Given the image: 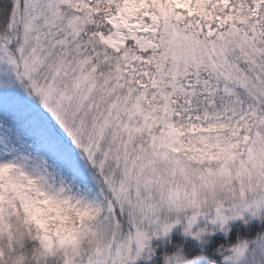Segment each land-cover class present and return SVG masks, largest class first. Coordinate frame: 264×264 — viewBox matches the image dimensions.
Masks as SVG:
<instances>
[{
    "label": "snow or ice",
    "instance_id": "obj_1",
    "mask_svg": "<svg viewBox=\"0 0 264 264\" xmlns=\"http://www.w3.org/2000/svg\"><path fill=\"white\" fill-rule=\"evenodd\" d=\"M140 261L264 264V0H0V264Z\"/></svg>",
    "mask_w": 264,
    "mask_h": 264
},
{
    "label": "rangeland",
    "instance_id": "obj_2",
    "mask_svg": "<svg viewBox=\"0 0 264 264\" xmlns=\"http://www.w3.org/2000/svg\"><path fill=\"white\" fill-rule=\"evenodd\" d=\"M236 227H239V225H233L232 229H235ZM220 238L225 239L224 236H223V234L218 233V234L213 238V239H214V243H217V239H220ZM172 239H173L174 242H180V240H181L182 238L179 237V236H177V235H175V234H173ZM138 264H144V262H143V261H140V262H138Z\"/></svg>",
    "mask_w": 264,
    "mask_h": 264
},
{
    "label": "trees",
    "instance_id": "obj_3",
    "mask_svg": "<svg viewBox=\"0 0 264 264\" xmlns=\"http://www.w3.org/2000/svg\"><path fill=\"white\" fill-rule=\"evenodd\" d=\"M237 231H240L241 234H244V230H243V227L242 226H239V227H236L235 229H232L231 232H230V237L229 238H234L235 237V234ZM226 243L227 241L223 238H220V239H217V243ZM167 245H165L166 247Z\"/></svg>",
    "mask_w": 264,
    "mask_h": 264
}]
</instances>
